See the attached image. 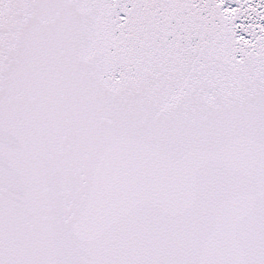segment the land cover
Instances as JSON below:
<instances>
[{"label": "snow or ice", "instance_id": "6c2138e0", "mask_svg": "<svg viewBox=\"0 0 264 264\" xmlns=\"http://www.w3.org/2000/svg\"><path fill=\"white\" fill-rule=\"evenodd\" d=\"M0 264H264V0H0Z\"/></svg>", "mask_w": 264, "mask_h": 264}]
</instances>
